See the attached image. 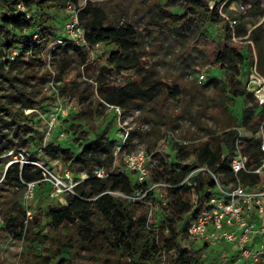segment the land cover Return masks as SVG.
Returning <instances> with one entry per match:
<instances>
[{
    "label": "rangeland",
    "instance_id": "374dc122",
    "mask_svg": "<svg viewBox=\"0 0 264 264\" xmlns=\"http://www.w3.org/2000/svg\"><path fill=\"white\" fill-rule=\"evenodd\" d=\"M228 1L232 3L235 0ZM259 2L260 9L264 11V0ZM84 4L85 0H79L74 7L83 8ZM96 4L108 14L112 25L133 26L137 34L140 58L143 63H149L146 67L153 70L152 78L164 83L161 85V94L154 101H140L127 109L118 107L117 110L105 103L97 94V87L102 84L120 87L131 77L134 79V73L126 71L115 75L105 67L109 53L116 49L113 45L89 47V60L86 64L80 63V58L73 50L63 53V39H67L63 27L64 10L47 6L46 12L50 20L46 26L50 25L54 29L44 30L49 44L46 54L41 56V63H35L32 67L17 65L10 71L9 66H6L0 72V97L12 103L13 111H18V114L22 112L27 118L24 119L27 126L25 141L20 147H11L0 155V264H18L24 246L22 241H17L14 237L19 228L12 226L13 223L7 226L5 218L9 220V217H14L17 223L23 220L25 226L39 233L46 247L67 236L72 239L77 237L76 229L71 227L67 229L68 234L63 236L61 228H56L46 216L48 210L65 205L68 198L78 197L77 188L84 179L82 172L62 160L61 152L56 151L54 146L69 147L78 152L86 140L94 138L107 127L109 137L114 141V150L120 148V153L113 160V171L124 170V153L140 148L157 150V157L168 156V164L172 165L174 148L176 144H181L178 140L189 142L206 139L212 132L220 134L234 127L242 130L244 113L250 114L252 118L264 112V105L260 106L254 95L251 104L248 99L233 97L229 93L231 76H234L239 86L247 84L249 59H245L235 69L214 64V51L208 44L222 41L225 22L207 26L202 39L200 32H196L190 24L185 25L180 37L172 38L165 36L159 27L153 26V20L159 17L162 9L182 14L185 0H104ZM250 8L241 15L240 23L247 32L260 26L264 33V14L253 12ZM242 44L245 49L250 46L253 61L257 67L260 63L264 68V38L258 44L248 41ZM62 59L65 62L64 72H60L58 68ZM28 74L30 78L27 77ZM202 74L204 79L199 81ZM174 86L178 87L176 96L173 95ZM23 88L24 95H21ZM28 99L36 102L32 108H24ZM85 110L92 114L88 117L92 125L78 117V113ZM233 119L237 121L236 125L233 124ZM261 127L264 131V120ZM1 132L7 134L14 143L19 142L24 135L20 130L15 132L8 115L3 117ZM171 132L174 134L173 139H170L172 141L165 138ZM50 143L53 145H49ZM13 166H19L22 171L24 166H33L41 171L42 178L35 182L30 200L24 198V181L19 184L3 182L5 171ZM43 169L60 178L65 187L56 188L48 180L49 177L43 176ZM33 170L30 169L29 172ZM66 171L70 173L71 180L65 177ZM205 171L204 167L193 170L187 178L202 177L207 174ZM150 187L151 185L148 189ZM145 195L146 192H138L130 197L137 198L134 203L135 215H144L150 220L155 209L148 203L143 204ZM162 232L167 231L163 229ZM48 240L54 241L48 243ZM204 245L193 243L194 247L201 246L206 264L214 261L240 264L236 262V253L232 249ZM113 259L114 254L111 252L88 254L82 251L76 256L75 263L93 264L97 260V264H107ZM165 264H172L170 255Z\"/></svg>",
    "mask_w": 264,
    "mask_h": 264
},
{
    "label": "trees",
    "instance_id": "16d2710c",
    "mask_svg": "<svg viewBox=\"0 0 264 264\" xmlns=\"http://www.w3.org/2000/svg\"><path fill=\"white\" fill-rule=\"evenodd\" d=\"M79 0H0V72L9 66L8 71L17 65L32 67L35 63H41V56L46 54L49 40L44 36V30H53L48 25L50 16L46 12L48 5L63 6L66 2L77 5ZM104 0H85L83 8H77L78 19L85 29L86 40L90 46L96 44L113 45L116 49L109 53L106 60V68L120 75L126 71H132V77L124 85L104 86L96 89L99 97L108 105L127 109L137 102L149 103L161 94V85L164 83L152 78L153 70L143 63L139 56L137 34L132 25L115 26L108 20V14L96 3ZM175 1V0H172ZM209 0H185L182 14H175L162 9L157 19L153 20V26H157L165 34L172 38L182 35L185 25L190 24L196 32H203L207 26H215L224 22L218 14V7L223 0H215L212 9L209 8ZM250 5L253 12L262 13L259 0H244ZM22 3L25 12H16V5ZM167 12V14H165ZM26 13L29 15L27 16ZM231 18L237 19L234 34L239 42H233L232 31L227 22L224 23L222 41L218 44H208L214 51V64L228 69H235L249 59V68L253 65V57L250 46L245 49L243 42L248 41L258 44L264 38L262 28L259 26L250 32L244 29L240 23L241 16L228 12ZM40 29L42 36L40 42L32 41V35ZM64 40L62 52L73 50L80 58L81 64L89 60L90 50L84 46L72 44ZM18 52V53H17ZM27 54V55H26ZM24 60H22V58ZM26 59V60H25ZM63 62V63H62ZM64 59L60 61V72H64ZM257 66V64H256ZM258 72L264 76V68L258 63ZM30 78V74L27 75ZM229 93L233 97H244L253 103L252 93L246 89V85L239 86L234 76L229 78ZM246 84V83H245ZM162 85V86H163ZM23 88L20 92L24 95ZM173 95H178V87H173ZM24 108H32L34 103L28 99ZM264 113V112H262ZM258 113L251 115L244 113L242 125L247 131L255 134L261 127L264 115ZM8 115L14 124L15 132L24 133L20 141L14 143L7 134L1 132L3 117ZM92 116L87 110L78 113L86 124L93 123L88 118ZM24 117V118H22ZM22 112L13 111L12 103L0 97V155L9 148L20 147L25 141L26 124ZM27 119V118H26ZM236 125L237 121L232 120ZM238 128H232L220 134L211 133V136L201 140H190L187 145L176 144L172 165L168 164V156L158 157L157 164L152 169L150 180L146 183H137L131 174L124 170L115 172L112 170L114 160V141L109 137V129L105 127L94 138L86 140L75 152L72 148L54 146L61 152L62 160L70 163L78 171L85 173L84 178L77 188L78 197L68 198L65 205L46 212L56 228H61L63 236L68 234V228H75V239L64 237L56 244L50 243L48 247L39 237L38 232H33L23 224L18 223L14 217L6 219V225L17 226L18 232L14 237L22 241L24 246L20 253L18 264H76L75 258L82 251L88 254L95 252L113 253L114 259L107 264H165L167 257H172V264H206L201 252L193 246L189 240L187 229L191 219H194L205 207L214 182L209 174L190 177V185L185 179L191 171L206 167L219 175L221 182L227 183L234 180L227 162L221 160V154L225 151L231 153L236 142L241 152L249 157V165L259 164L260 153L258 144L260 139L237 140ZM26 132V133H25ZM49 145H53L50 143ZM97 168L104 169L107 176L99 179L93 174ZM34 169L33 172H29ZM133 177V176H132ZM241 182L247 186L255 187L258 176L238 174ZM41 171L33 166H24V171L19 166H13L5 171L3 182L25 183L40 180ZM151 184H163L147 191ZM145 193L143 204H150L154 208L153 217L147 220L144 215H135L134 203L123 196H134L136 193ZM193 194L196 195L194 203ZM163 229L167 231L162 232ZM162 230V231H161ZM102 242L98 243V240ZM124 259V262H121ZM93 264L98 261L94 260ZM92 264V263H91ZM208 264H221L217 261ZM225 264V263H224Z\"/></svg>",
    "mask_w": 264,
    "mask_h": 264
},
{
    "label": "built area",
    "instance_id": "2783aa9c",
    "mask_svg": "<svg viewBox=\"0 0 264 264\" xmlns=\"http://www.w3.org/2000/svg\"><path fill=\"white\" fill-rule=\"evenodd\" d=\"M208 4L209 8L212 9L215 5V0H209ZM249 7L250 5L244 0H239L238 2L235 0L232 3L228 0H223V3L218 7V14L223 18L224 22H227L232 31L231 40L233 42L240 40L233 32L237 19L231 18L228 12L234 11L241 16L247 12ZM57 8L64 10L65 21L63 27L67 40L74 45L90 49L89 47L91 46L86 40L85 29L81 26L78 19L79 10L70 2H66L63 6H57ZM16 12H25L22 3L16 5ZM26 15L28 16L29 14L26 13ZM41 36L42 32L37 28L32 35V41L39 43ZM59 42L61 44L60 40ZM99 45L96 44L94 46ZM202 79H204L203 74L200 76L199 81ZM246 89L258 99L260 106L264 105V76L258 72L255 62L250 67ZM116 109L119 110L118 107ZM237 130L239 133L237 140L250 139L252 137L260 139L258 144L260 153L259 164L249 165V157L241 152L236 142L231 153L224 151L221 154V160L229 165L234 180L223 183L218 174L204 167L206 168L205 172L212 178L214 187L210 191L206 207L194 219L190 220L187 235L190 241L199 245L222 246L225 249H232L236 253L237 263L262 264V261H264V133L262 132L264 131H262V127L255 134L245 128ZM173 137L174 134L171 132L167 133L165 138L170 140ZM178 142L182 145L189 143L184 140H178ZM119 153L120 148H116L113 154L115 159ZM157 153V150L149 151L144 148L124 153L122 155L124 171L131 174L137 183H146L150 180L152 169L157 164ZM42 171L43 176L45 178L49 177L48 180L56 188L65 187L60 178L44 169ZM241 172L246 175H257L256 186L250 187L242 183L238 177ZM93 174L99 179L107 176L105 170L101 168L95 169ZM65 177L71 180L68 171L65 172ZM86 177V174L82 173V178ZM189 178L185 179L188 185L191 184ZM34 185L35 182L25 183V200H30L33 197ZM158 186L165 185L151 184L147 191ZM118 195L132 202L137 200L136 197ZM193 200L195 203V194H193Z\"/></svg>",
    "mask_w": 264,
    "mask_h": 264
}]
</instances>
